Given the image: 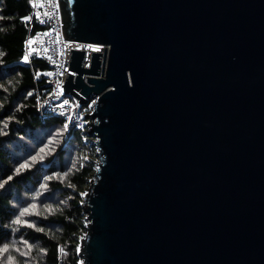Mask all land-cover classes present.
Returning <instances> with one entry per match:
<instances>
[{
    "label": "water",
    "instance_id": "water-1",
    "mask_svg": "<svg viewBox=\"0 0 264 264\" xmlns=\"http://www.w3.org/2000/svg\"><path fill=\"white\" fill-rule=\"evenodd\" d=\"M96 168L80 264H264V0H57Z\"/></svg>",
    "mask_w": 264,
    "mask_h": 264
},
{
    "label": "trees",
    "instance_id": "trees-1",
    "mask_svg": "<svg viewBox=\"0 0 264 264\" xmlns=\"http://www.w3.org/2000/svg\"><path fill=\"white\" fill-rule=\"evenodd\" d=\"M33 3L0 0V248L9 246L0 264H80L82 197L95 172L96 146L86 126L64 130L60 116L39 115L50 64L38 57L23 62L25 38L40 28L23 18ZM25 208L30 212L21 217Z\"/></svg>",
    "mask_w": 264,
    "mask_h": 264
},
{
    "label": "built area",
    "instance_id": "built-area-1",
    "mask_svg": "<svg viewBox=\"0 0 264 264\" xmlns=\"http://www.w3.org/2000/svg\"><path fill=\"white\" fill-rule=\"evenodd\" d=\"M45 13L48 15H45ZM29 16L31 19L26 21L32 22L35 20L40 28L28 32L24 42V55L30 49H35V52L29 57V62L31 57L46 59L50 64L48 73H51L44 83L48 88L47 92L38 100L39 115L40 117L48 114L58 115L62 118L64 125H69L68 128L72 126L83 128L87 122L84 114L90 110V105L88 111H85L76 98L69 92H63V85H61L68 73L70 48L83 49L85 59L83 65H88L86 61L89 59V52L94 49H99L98 51L101 52L104 46L102 44L63 39L61 37L57 0H34L32 9L23 18ZM29 40L34 41L30 46L28 45ZM64 101H68V103L61 108L60 105ZM69 117H72V119L69 120Z\"/></svg>",
    "mask_w": 264,
    "mask_h": 264
},
{
    "label": "snow or ice",
    "instance_id": "snow-or-ice-1",
    "mask_svg": "<svg viewBox=\"0 0 264 264\" xmlns=\"http://www.w3.org/2000/svg\"><path fill=\"white\" fill-rule=\"evenodd\" d=\"M45 15H48V14L45 13ZM0 19H2V17H0ZM24 19H25V20H30L31 17H30V16H29V17H25ZM32 43H34V41H32V40H29V41H28V45H29V46H30ZM94 50H97V51H98L99 49H94ZM33 52H35V49H30V51H29L27 54L24 55L23 60H24L25 63H28V62H29V57L32 55ZM47 75H51V73H48ZM28 95L31 96L32 93L29 92ZM67 103H68V101H64V103L61 104L60 107L63 108ZM68 119L71 120L72 117H69ZM4 126L7 127V124L5 123ZM68 126H69L68 124H65V125H64V130H67V129H68ZM43 151H44V149H41V152H43ZM35 160H36V157H33V162H35ZM27 167H29L28 164L21 165V168H27ZM17 171H19V169H17ZM9 179H11V177H10ZM2 186H3V185L0 184V187H2ZM32 207L35 208V205H33ZM29 212H30V209H29V208H25V209L20 213V216L22 217V216H24L25 214H28ZM15 223L20 224V223H23V221H22L21 219L17 218V220L15 221ZM29 226L32 227V226H34V225H29ZM8 250H9V246H8L7 244H5V245L3 246V248H0V255H2L3 253L8 252ZM17 251H19V249H17ZM22 255H23V253H22ZM12 260H13V257L9 256V257H8V261L11 262Z\"/></svg>",
    "mask_w": 264,
    "mask_h": 264
},
{
    "label": "rangeland",
    "instance_id": "rangeland-1",
    "mask_svg": "<svg viewBox=\"0 0 264 264\" xmlns=\"http://www.w3.org/2000/svg\"><path fill=\"white\" fill-rule=\"evenodd\" d=\"M88 106L90 105V102H88V104H87Z\"/></svg>",
    "mask_w": 264,
    "mask_h": 264
}]
</instances>
